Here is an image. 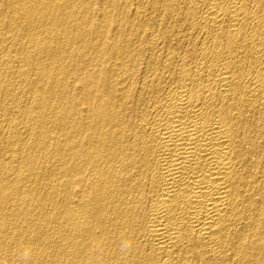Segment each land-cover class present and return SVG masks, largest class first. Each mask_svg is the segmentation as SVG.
<instances>
[{
  "label": "bare ground",
  "instance_id": "6f19581e",
  "mask_svg": "<svg viewBox=\"0 0 264 264\" xmlns=\"http://www.w3.org/2000/svg\"><path fill=\"white\" fill-rule=\"evenodd\" d=\"M0 264H264V0H0Z\"/></svg>",
  "mask_w": 264,
  "mask_h": 264
}]
</instances>
